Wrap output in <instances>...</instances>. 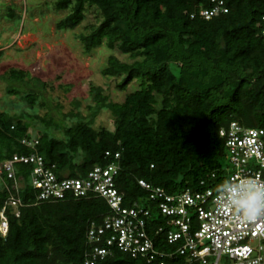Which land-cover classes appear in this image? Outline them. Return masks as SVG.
<instances>
[{"label": "trees", "instance_id": "1", "mask_svg": "<svg viewBox=\"0 0 264 264\" xmlns=\"http://www.w3.org/2000/svg\"><path fill=\"white\" fill-rule=\"evenodd\" d=\"M225 14L190 17L208 0H55L67 13L55 23L57 31L73 30L84 19L86 7L100 14L97 24L78 39L83 53L97 46L116 49L132 59L110 55L101 74L119 78L125 90L135 79L138 89L113 102L99 86H90L89 115L69 112L71 124L35 113L19 115L0 110V164L30 149L19 143L36 130L37 152L54 164L61 177L82 175L104 162V151L120 153L116 179L124 204L142 202L145 180L168 193L205 187L222 178L226 152L218 130L236 121L264 129V39L260 35L264 0H224ZM10 10L9 18H14ZM12 82L27 79L42 88L37 77L10 69ZM7 93L19 94L9 87ZM20 99L31 109L38 94L29 90ZM77 107V103H75ZM106 109L113 130L92 127L93 117ZM60 132V136L54 133ZM214 173L215 177L211 178ZM29 168L15 165L21 176L18 197L26 204L19 216L7 212V232L0 235V264H78L86 248V222L106 212L100 199L69 200L32 205ZM7 194L0 188V209ZM98 264H136L118 251Z\"/></svg>", "mask_w": 264, "mask_h": 264}, {"label": "built area", "instance_id": "2", "mask_svg": "<svg viewBox=\"0 0 264 264\" xmlns=\"http://www.w3.org/2000/svg\"><path fill=\"white\" fill-rule=\"evenodd\" d=\"M208 1V6L198 4L190 17L207 20L227 12L224 0ZM260 20L264 39V10ZM218 135L223 140L226 166L216 183L205 187L200 181L195 190L168 193L137 179L145 197L129 205L124 204L116 185L118 151H104L102 164L92 165L78 177L66 178L37 152V136L21 138L19 143L31 152L13 155L0 164V188L7 194L0 209V235L7 232V212L18 217L26 206L18 197L22 178L15 176V165L21 164L29 168L32 205L83 199L104 202L106 212L101 218L86 222V248L78 264H98L115 251L136 264H264V217L242 218L217 192L225 180L264 181V129L231 121ZM210 177L214 178V173Z\"/></svg>", "mask_w": 264, "mask_h": 264}, {"label": "rangeland", "instance_id": "3", "mask_svg": "<svg viewBox=\"0 0 264 264\" xmlns=\"http://www.w3.org/2000/svg\"><path fill=\"white\" fill-rule=\"evenodd\" d=\"M54 1L0 0V110L13 115L35 113L61 124H71L74 118H64L69 112L78 111L83 117L89 115L90 86H99L111 101L122 102L139 85L132 79L125 90H120L116 87L119 78L101 74L110 55L122 62L132 61L116 49L109 50L102 44L89 54L83 53L78 34L98 23L97 9L86 7L84 19L73 30L57 31L55 23L67 11L54 9ZM11 9L14 18H9ZM10 69L37 77L42 88L34 86L29 78H26L28 87L10 81L7 77ZM9 87L19 94L7 93ZM29 90L38 94L32 109L20 99ZM92 120L94 129L113 130V119L106 109H101ZM36 133L35 129H29L30 136ZM54 134L60 136L59 131Z\"/></svg>", "mask_w": 264, "mask_h": 264}, {"label": "clouds", "instance_id": "4", "mask_svg": "<svg viewBox=\"0 0 264 264\" xmlns=\"http://www.w3.org/2000/svg\"><path fill=\"white\" fill-rule=\"evenodd\" d=\"M218 196L242 218L256 220L264 217V181L241 178L225 180L218 186Z\"/></svg>", "mask_w": 264, "mask_h": 264}]
</instances>
